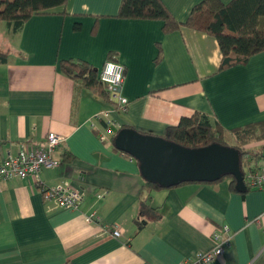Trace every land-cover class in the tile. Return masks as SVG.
<instances>
[{
    "label": "crops",
    "instance_id": "crops-1",
    "mask_svg": "<svg viewBox=\"0 0 264 264\" xmlns=\"http://www.w3.org/2000/svg\"><path fill=\"white\" fill-rule=\"evenodd\" d=\"M119 1L66 0L14 31L0 23V160L48 131L63 137L58 166L40 171L37 183L26 177L0 184V264H179L210 249L223 225L230 243L212 264H264V227L251 222L264 209V188L238 191L222 180L140 197L137 164L113 147L114 130L100 140L101 126L88 121L110 103L57 63L83 60L98 72L111 57L123 66L128 102L111 115L117 126L162 135L196 111L227 131L264 120V50L219 71L212 36L184 26L162 34L157 20L117 18ZM199 1L161 0L177 21ZM244 148L255 156L261 149L255 162L264 166V140ZM59 183L86 192L77 210L44 198L40 188ZM89 216L97 221L88 223ZM111 227L119 237L110 236Z\"/></svg>",
    "mask_w": 264,
    "mask_h": 264
},
{
    "label": "trees",
    "instance_id": "trees-1",
    "mask_svg": "<svg viewBox=\"0 0 264 264\" xmlns=\"http://www.w3.org/2000/svg\"><path fill=\"white\" fill-rule=\"evenodd\" d=\"M65 1L0 0V23L9 26L14 31L31 14L62 5ZM115 17L157 20L160 23L162 34L176 31L179 26H184L212 36L220 52L217 67L219 71L243 64L250 56L264 50V22H262V27H259L260 18L264 21V0H229L225 3L219 0H200L192 5L183 21L175 20L161 0H120ZM73 27L77 29V23H74ZM156 47L155 60H158L159 46ZM4 60V54L0 52V61ZM57 63L61 73L78 81L82 87L109 103L104 85L98 80L97 70L93 66L83 60L71 58L60 59ZM124 127L118 126L110 139L117 130ZM159 136L185 147H200L212 142L234 147L239 152V169L243 176L262 168H257L255 162L257 158H261V149L258 156H255L254 150L245 149L244 145L251 141L264 140V120L226 131L205 115L194 111L189 116L180 117L176 124L166 126L162 135ZM222 180H228L230 186L234 187V181L229 176L204 184H214ZM242 183L243 190H252L245 182ZM182 184L186 183L176 186ZM160 189L155 184L143 181L139 196ZM143 207L142 203L141 209ZM134 224L140 227L142 222L134 220Z\"/></svg>",
    "mask_w": 264,
    "mask_h": 264
},
{
    "label": "built area",
    "instance_id": "built-area-1",
    "mask_svg": "<svg viewBox=\"0 0 264 264\" xmlns=\"http://www.w3.org/2000/svg\"><path fill=\"white\" fill-rule=\"evenodd\" d=\"M109 65L113 66V73L111 74L107 72ZM97 77L104 85L110 108L94 113L88 121L91 127H95V122L99 123L101 129H97V136L100 140H104L107 138L106 132L111 133L112 130L118 127L111 117L112 113L124 111L128 102L121 94L123 66L114 59H107L102 63L97 72ZM62 140V136L48 131L41 141L35 142L34 139H29L26 142L27 145H20L14 156L6 154L0 160V184L12 178L24 179L26 177H31L37 183V176L40 171L50 170L58 166V160L54 158V153ZM242 182H245L250 189H263L264 167L247 173L243 176ZM40 190L46 200H53L60 208L72 211L78 209L86 195V192L72 189L65 183L40 188ZM102 197L103 193L96 195L97 199H101ZM86 221L88 223H95L97 220L89 216L86 218ZM251 222L258 227H264V209ZM109 233L111 237L117 238L121 232L116 227H111ZM230 239L231 234L228 228L223 225L213 234V246L210 249L196 253L191 259H186L179 264H212L213 261L221 257L223 249L229 245Z\"/></svg>",
    "mask_w": 264,
    "mask_h": 264
},
{
    "label": "water",
    "instance_id": "water-1",
    "mask_svg": "<svg viewBox=\"0 0 264 264\" xmlns=\"http://www.w3.org/2000/svg\"><path fill=\"white\" fill-rule=\"evenodd\" d=\"M111 142L115 149L135 161L144 182L161 189L181 183H212L227 176L233 179L234 189H244L239 152L234 147L216 142L185 147L130 127L117 130Z\"/></svg>",
    "mask_w": 264,
    "mask_h": 264
},
{
    "label": "clouds",
    "instance_id": "clouds-1",
    "mask_svg": "<svg viewBox=\"0 0 264 264\" xmlns=\"http://www.w3.org/2000/svg\"><path fill=\"white\" fill-rule=\"evenodd\" d=\"M107 72L109 74L113 73V66L112 65H109L108 68H107Z\"/></svg>",
    "mask_w": 264,
    "mask_h": 264
},
{
    "label": "rangeland",
    "instance_id": "rangeland-1",
    "mask_svg": "<svg viewBox=\"0 0 264 264\" xmlns=\"http://www.w3.org/2000/svg\"><path fill=\"white\" fill-rule=\"evenodd\" d=\"M259 22L261 23V24H259V27H262V22H264V21H263V18H260ZM0 33H1V34H4V33H2V32H0Z\"/></svg>",
    "mask_w": 264,
    "mask_h": 264
}]
</instances>
